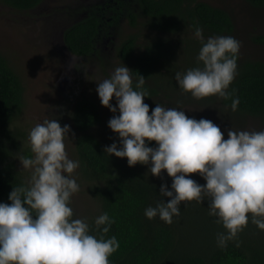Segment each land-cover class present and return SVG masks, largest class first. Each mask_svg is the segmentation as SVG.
I'll return each mask as SVG.
<instances>
[{
	"label": "clouds",
	"instance_id": "9594fccd",
	"mask_svg": "<svg viewBox=\"0 0 264 264\" xmlns=\"http://www.w3.org/2000/svg\"><path fill=\"white\" fill-rule=\"evenodd\" d=\"M192 27L201 43L198 63L177 71V84L196 99L230 98L236 111L240 98L230 86L238 75L242 42L231 35L205 39L200 25ZM96 82L100 103L113 113L107 125L119 137L104 153L126 157L130 167L146 165V173L153 176L166 171L171 177L170 187L159 186L155 206L144 209L148 219L158 216L172 224L182 202L206 201L208 215L224 229L216 233L217 247L224 249L230 241L238 247L239 234L249 221L264 231V129L230 127L225 138L212 120L190 117L182 108L156 103L150 113L144 102L149 97L145 77L139 74L134 86L124 63ZM70 131V125L61 126L57 118L47 116L29 130L33 155L17 158L30 170V179L12 187L10 203L0 202V264H111L109 257L119 249L117 237L106 236L114 223L108 212L95 217V230L87 218H74L71 200L80 185L73 174L80 162L67 150ZM191 173L206 183L200 184Z\"/></svg>",
	"mask_w": 264,
	"mask_h": 264
},
{
	"label": "trees",
	"instance_id": "16d2710c",
	"mask_svg": "<svg viewBox=\"0 0 264 264\" xmlns=\"http://www.w3.org/2000/svg\"><path fill=\"white\" fill-rule=\"evenodd\" d=\"M0 1L15 9L29 10L42 0ZM246 1L257 8L264 6V0ZM139 4L154 30L168 35L191 34L192 38L187 41L188 49L190 52L196 50V55L201 43L193 36V25L203 28L205 39L214 35L233 36L234 24L229 13L206 2L139 0ZM100 25L97 17L70 25L64 32L67 49L80 57L92 54ZM163 45L153 42L138 50L136 37L129 35L118 50L119 57L129 63L134 86L139 74L145 77L143 87L149 97L157 93V81L165 74ZM197 63L196 59L192 67ZM237 63L238 75L230 86L237 90L236 95L240 98L237 110H232L230 98H217L228 115L234 118L233 122L246 117L264 121V62L240 61L238 57ZM23 94L19 75L0 55V202L10 203L8 194L12 187L27 183L16 170L15 159L22 151L25 156H30V150L21 148L22 134L10 128L22 111ZM73 121L80 131L75 143L77 155L87 179L96 183L91 192L99 202L100 214L106 211L114 218L106 236L115 235L120 247L109 257L111 264H264V231L251 221L239 234L238 247L234 241L224 249L217 247L216 233L224 229L216 223V217L208 215L206 201L203 204L182 202L180 216L174 217L172 224L165 223L158 216L148 219L144 209L149 205L155 206L160 199L159 186L167 183V178L146 173L141 164L130 167L126 157L104 153L105 142L91 133L101 121L99 109L93 101L79 99L73 108ZM114 135L119 143L118 135ZM153 145L154 141L150 146ZM167 185L171 186L170 183ZM164 199L167 202L169 198ZM89 224L95 230L94 221Z\"/></svg>",
	"mask_w": 264,
	"mask_h": 264
},
{
	"label": "rangeland",
	"instance_id": "374dc122",
	"mask_svg": "<svg viewBox=\"0 0 264 264\" xmlns=\"http://www.w3.org/2000/svg\"><path fill=\"white\" fill-rule=\"evenodd\" d=\"M195 1L223 8L229 13L234 24L233 36L242 42L240 61L264 62V6L257 8L246 0ZM89 17H97L101 22L95 49L89 56H76L67 49L64 32L70 25ZM129 35L136 37L138 50L153 42L164 44L165 74L157 81V93L144 99L150 106V113L156 103L182 108L190 117L212 120L225 132V138L230 127L264 129V121L252 117L234 121L233 125L234 118L221 106L217 96L196 99L179 87L175 73L192 67L197 57L196 50L190 52L188 49L191 34L168 35L154 30L139 0H42L29 10L15 9L0 1V55L19 75L24 88L22 111L10 126L22 134V149L30 150L28 133L31 127L46 116L57 118L61 126L70 125L72 141L69 140L67 150L72 159L80 162L75 144L80 131L73 121V108L81 98L93 101L101 115L100 123L92 128L91 133L106 145L114 141L118 143L107 125L113 113L100 103L96 81L107 78L116 66L123 63L129 67L118 53L121 43ZM112 103L115 104L114 98ZM147 167L142 165L146 170ZM15 168L26 182L30 179V170L23 169L18 158L15 159ZM73 175L80 185L71 200L74 218H87L90 223L100 214L99 202L91 192L96 183L87 179L81 163ZM189 175L200 184L206 183L198 173ZM160 178H167L168 184L172 182L166 171Z\"/></svg>",
	"mask_w": 264,
	"mask_h": 264
},
{
	"label": "flooded vegetation",
	"instance_id": "af4514ba",
	"mask_svg": "<svg viewBox=\"0 0 264 264\" xmlns=\"http://www.w3.org/2000/svg\"><path fill=\"white\" fill-rule=\"evenodd\" d=\"M99 19V18H98Z\"/></svg>",
	"mask_w": 264,
	"mask_h": 264
}]
</instances>
